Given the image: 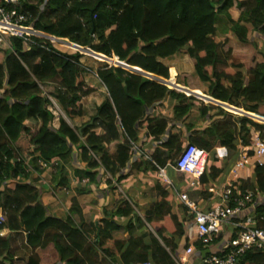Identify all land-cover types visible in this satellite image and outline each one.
Segmentation results:
<instances>
[{"label": "trees", "instance_id": "16d2710c", "mask_svg": "<svg viewBox=\"0 0 264 264\" xmlns=\"http://www.w3.org/2000/svg\"><path fill=\"white\" fill-rule=\"evenodd\" d=\"M23 8L45 39H32L24 49L21 40L10 38L12 53L0 51V213L5 219L0 232L7 234L0 237V264H179L177 251L188 239L182 220L171 216L173 189L155 181L158 200L141 218L136 202L113 183L146 168L157 176L190 145L208 154L198 196L212 198L207 190L227 176L243 148L251 147V134L264 142L263 123L219 105L264 119V62L246 67L236 52L222 54L215 38L222 17L240 44L248 42V27L264 39V0H26ZM47 38L119 64L97 69L106 95L80 128L60 117L52 129L50 108L70 122L81 117L80 102L93 92L84 81L89 70L81 65L80 52L61 53ZM180 56L194 61L192 77L202 86L203 99L212 101L198 102L206 127L185 145L179 128L146 114L169 99L176 103L171 121L183 125L188 119L196 98L159 81L172 72L159 61ZM143 137L158 143L148 161ZM219 149L225 158L215 157ZM134 155L137 160L128 167ZM246 156L252 158V151ZM101 172L109 177L105 184L114 203L99 219L84 223L76 197L83 194V182L97 187ZM47 178L60 192L75 182L76 197H65L64 217L51 215L41 202L39 188ZM244 192L258 197L253 217L255 227L264 230V165L254 166L248 185H232L233 195ZM117 232L123 235L113 236ZM18 239L26 258L19 256ZM220 241L214 234L208 247ZM192 246L200 255L205 251L199 241ZM226 252L225 247L204 258ZM244 256L237 264H264L262 253Z\"/></svg>", "mask_w": 264, "mask_h": 264}, {"label": "crops", "instance_id": "0c3cea01", "mask_svg": "<svg viewBox=\"0 0 264 264\" xmlns=\"http://www.w3.org/2000/svg\"><path fill=\"white\" fill-rule=\"evenodd\" d=\"M57 43H59L61 50L56 48L57 51L65 54H73L68 53L69 50L74 51V46L61 42L60 40H57ZM62 49L66 50V52L62 51ZM233 51H235L233 49ZM76 52V50H75ZM89 54V53H88ZM90 58H84L80 60L81 65L88 69L89 72L84 74V81L87 84L89 88L93 90L92 94H90L88 97L84 98L80 105L82 110V116L77 117L73 119L74 128H80L84 124L90 121V119L95 114V109L100 105L102 102L105 94V89L100 85L99 81L96 78V71L97 69L101 68L103 66V63L106 64V62L102 61L101 59L97 58L96 56L89 54ZM99 61L98 63H93V59ZM163 66L170 67L172 69V72L169 73V78L166 81L159 80L163 85L170 81H176V78L178 76L183 78L184 84L179 83L181 86H184L186 95L194 96L197 95L200 90H202V86L198 84L197 80L192 77L193 72V66L194 61L188 59L185 56L177 57L173 60H160L159 61ZM137 70V69H135ZM138 71V70H137ZM167 86V85H166ZM178 87V88H181ZM168 87V86H167ZM170 89V87H168ZM180 90V89H179ZM182 91H184L182 89ZM196 102L193 104V108L191 110V113L188 117V119L185 121V123L182 125L179 122H173L171 121V115H172V108L176 104L172 100H165L163 103L159 105H155L149 110H146L147 115H152L153 117H156L159 120H162L166 122L169 126L175 125L177 128L180 129L181 132V142L186 143L191 138L193 133H198V131H201L206 127L205 122L202 121L198 117V98L196 96ZM60 113V112H59ZM62 115V114H61ZM63 120L68 124L66 119L62 117ZM76 123V125H75ZM91 124V122H90ZM70 125V124H69ZM58 127H55V129ZM167 136L165 135L162 137L163 141L165 140ZM141 149L146 154V158H144L145 161H148L149 159L147 157L151 156L153 153L156 145L155 142H151L149 139L143 137L140 141ZM244 156V152L242 150L241 155L239 156V161ZM137 160V156L134 155L132 159L130 160V163L128 164V167L130 164L135 163ZM248 163L244 165L241 168H236L235 166L230 170V172L227 174V176L223 179H221L218 184L213 189L207 190L208 193H213L212 198L198 196V190L199 188H189L188 183L190 182V178L185 175H177L178 173L173 172L172 169L167 170L166 168L168 165L165 166L163 170L164 172V178L166 182H164L162 177H159V175L155 176V173L150 171L146 168V171L144 173L140 172L139 170L133 171L131 175L122 182L119 185L114 184V188H117L118 193H120L123 197L124 195H127L129 198L133 199V201L137 204V209L140 212L141 211V218L142 214L144 212V209H147L150 204L155 203L158 200L159 194L157 189L155 188V181L158 180V184L166 183L169 185L173 191L179 194H185L190 201L194 202L197 207V211L199 212H206L218 204L219 195L224 188L225 185H235L237 182H243L246 185L250 182V174L251 171L254 169V160L253 158H249L247 161ZM52 169L48 168L47 171H50ZM160 171V170H159ZM167 171V173H165ZM128 173V172H127ZM126 173V174H127ZM167 174V175H166ZM109 179L107 175H103L102 172L98 175V186H91L86 185L85 182L81 184L83 194L82 196L76 197L74 195V188H75V182H71L69 186V191H66V196H75L78 204L80 205V210L82 212V217L84 220V223L94 222L95 220L99 219L101 217V213L103 208H107L114 203V197L111 195V192L108 191L105 181ZM45 182H42V186H40L41 191H49L50 188ZM43 187L45 189L43 190ZM40 191V190H39ZM57 195L50 191V193H44L41 199V202L48 208V211L51 215L56 216L58 218L64 217V215L67 212V202L63 192H60L59 189H56ZM41 195V193H40ZM64 197V199H63ZM61 198V200H60ZM63 199V201H62ZM263 199V198H262ZM111 205V206H112ZM170 212L171 216L174 221L180 222L182 220L183 227L186 232V237L188 239V246L186 248L178 249L177 251V259L179 261V264H183L182 261L184 252L187 248L191 247L193 248L192 244L197 242V238L195 236L194 231L191 229V221L189 219H192V216L188 214L186 209L180 204L176 196H174V199L170 201ZM247 214H249V211H244L239 218L241 219H231L228 223L224 224L221 227V230L218 232V236L221 238V241L215 246L209 248L204 247L205 251L200 255L198 251H195L194 254L191 256L193 257L191 261H189V264H198L200 262L203 263V259L207 254H216L220 250L226 247L227 242L232 238V235L235 234V230L233 229V225L242 220ZM116 221L119 223H122V220L116 219ZM170 228L172 229V226H168V230L170 231ZM174 230V226H173ZM122 232L113 233V236L120 235ZM7 235V234H6ZM119 237V236H118ZM17 240V238H16ZM16 246H18L16 244ZM189 257V258H191ZM188 258V259H189Z\"/></svg>", "mask_w": 264, "mask_h": 264}, {"label": "built area", "instance_id": "2783aa9c", "mask_svg": "<svg viewBox=\"0 0 264 264\" xmlns=\"http://www.w3.org/2000/svg\"><path fill=\"white\" fill-rule=\"evenodd\" d=\"M25 2L26 0H0V50L2 51L12 53L9 43L10 38L21 40L24 49H28L32 39L44 38L33 29L34 20H32L29 12L23 8ZM47 39L51 43L56 42L51 38ZM164 85H167L170 89H175L172 81ZM251 141V147L242 149L244 156L241 161L237 162L236 168H241L248 163L249 158L246 153L249 150L252 151L254 164L257 166L264 165V142L260 140L256 133L251 134ZM207 157L206 152L186 145L171 169L175 173L185 175L191 179L188 183L189 188H199V180L204 173ZM215 157L218 159L225 158L224 150H216ZM158 175L166 182L163 170H160ZM174 195L188 214L192 216L190 227L194 231L197 241L204 247L211 244L214 234H218L224 224L234 218L241 219L239 218L241 214L246 210L249 211V214L233 225V229L236 231L235 237L227 242V252L221 257L208 256L205 258L204 264H237L249 251L264 254V230L255 227L256 221L253 217L255 209L258 207V197H254L252 193L244 192L233 195L232 185H225L219 195L217 206L206 212L197 211L196 204L190 201L185 194L174 191ZM4 221V216L0 213V225ZM5 234V231H1L0 237H4ZM193 254L194 249L187 248L182 261L186 262V259Z\"/></svg>", "mask_w": 264, "mask_h": 264}, {"label": "rangeland", "instance_id": "374dc122", "mask_svg": "<svg viewBox=\"0 0 264 264\" xmlns=\"http://www.w3.org/2000/svg\"><path fill=\"white\" fill-rule=\"evenodd\" d=\"M238 11L237 12H235L234 14H233V16H232V18L235 20L236 18H237V15H238ZM248 29H249V32H248V34H247V36H248V42H247V44H245V45H242V44H240L238 41H237V39H236V37L233 35V34H231L230 32H228V26H227V23H226V21L224 20V18H220L219 19V22H218V24H217V33H216V36H215V38H216V41L217 42H219L220 43V46H219V49H220V51H221V53L223 54V53H225V51H227L228 49H230V50H232L233 51V49L235 50L234 52H236V54L238 55V59L239 60H243V62L245 63L244 65H246V67H253L255 64H257V63H263L264 62V39L263 38H260L257 34H253L250 30V27H248ZM226 41V42H225ZM51 45L54 47V49H56V48H58V49H60L61 50V48L60 47H58V46H60L57 42H53V43H51ZM4 50V49H3ZM0 51H2V50H0ZM62 51H64V52H66V50H64V49H62ZM68 53H75V50L74 51H72V50H69L68 51ZM80 53L82 54V56L84 57V58H90V55L87 53V52H84V53H82V51H80ZM65 54V53H64ZM92 59H93V57H91ZM113 61V60H112ZM95 62L96 63H98L99 61H97V60H95V59H93V63L95 64ZM106 64H108V65H112L111 63H109V62H106ZM244 74H245V72H244ZM183 80V78L182 77H180V76H178L177 78H176V81L175 82H173L174 83V86H178V87H180L181 85L179 84V83H181V84H184V86H185V83L182 81ZM184 86H181V88H179L180 90H178L180 93L182 92V93H185V88H183ZM173 88H175V87H173ZM176 90H177V88H175ZM182 89L184 90V91H182ZM202 91H204L203 89L202 90H200V92H198V94L196 95H194L193 97H195L196 98V96H197V98H198V102H200V103H203L204 105H205V103H207L208 101L206 100V99H203L204 97L202 96ZM83 100V99H82ZM82 107V106H81ZM50 111H52L53 112V115H54V121H53V123H52V129H55V127L57 126V121H58V119L60 118V117H63L62 115H61V113H59V111H58V109L54 106V109H52V108H50ZM233 113V115L235 114L234 112H232L231 111V114ZM253 120V119H252ZM67 121V120H66ZM68 122V124H70L71 126H74V123H73V120L70 122V121H67ZM253 122H255V123H259L260 124V122H258L257 120H253ZM262 124V123H261ZM75 125H76V123H75ZM185 145V144H184ZM185 147V146H184ZM184 147L182 148V150L184 149ZM181 150V151H182ZM176 159H177V157L176 158H174V160H173V162H175L176 161ZM167 170H170L171 169V164H168V167L166 168ZM48 172H51V170L50 171H48ZM174 172V171H173ZM165 173H167V171H165ZM167 175V174H166ZM177 175H179V174H177ZM156 176V175H155ZM47 185L49 186V188H50V190L49 191H41V188H39V190H40V192H41V194H42V196H43V194L44 193H50V191H53L56 195H57V191H56V189L54 188V186H52L48 181H49V178H47ZM156 181H158V180H156ZM45 189V187H43V190ZM63 195H64V197H67L66 196V192H63ZM64 197H63V199H64ZM63 199H62V201H63ZM60 200H61V198H60ZM117 203H118V201H117ZM123 235V233L122 234H120V235H118V236H122ZM17 243V251H19V256L20 257H23V258H26L27 257V255H29L28 254V251H26L25 249H24V247L23 246H21V242L19 241V239H18V241L16 242ZM193 257H191V258H189V259H186V262H184L183 264H189V261H191V259H192ZM195 264V263H194ZM197 264V263H196ZM198 264H201L200 262H198Z\"/></svg>", "mask_w": 264, "mask_h": 264}, {"label": "water", "instance_id": "95a60500", "mask_svg": "<svg viewBox=\"0 0 264 264\" xmlns=\"http://www.w3.org/2000/svg\"><path fill=\"white\" fill-rule=\"evenodd\" d=\"M74 48H75V50H76L77 52H80V51H82V53L87 52V53H89V54H92V55L96 56L97 58L101 59V60L104 61V62H110V63L116 64V65H119V64H117L116 62H114V61H112V60H108V59L104 58L103 56L93 54V53H91V52H89V51L81 50V49H79V48L76 47V46H74ZM131 71H134V72L140 73V72H138V71L135 70V69H131ZM142 75H144V74H142ZM175 88H177V90H179V88H178L177 86H175ZM207 101H208V102H212L211 100H207ZM219 105L222 106V107H224V108H226V109H229V110L234 111L236 114L246 116V117H248V118L251 119V120H252V119H253V120H257L258 122L264 124V119H260V118L256 117L255 115L247 114V113H244V112H242V111H240V110H234V109H231V108H229V107L223 106V105H221V104H219ZM78 133H79V131H78Z\"/></svg>", "mask_w": 264, "mask_h": 264}, {"label": "clouds", "instance_id": "9594fccd", "mask_svg": "<svg viewBox=\"0 0 264 264\" xmlns=\"http://www.w3.org/2000/svg\"><path fill=\"white\" fill-rule=\"evenodd\" d=\"M36 31V30H35ZM39 33V32H38ZM40 34V33H39ZM41 35V34H40ZM42 36V35H41ZM42 39H45V38H42ZM54 41H56L57 42V40H55V39H53ZM204 247V246H203ZM205 259V258H204Z\"/></svg>", "mask_w": 264, "mask_h": 264}, {"label": "bare ground", "instance_id": "6f19581e", "mask_svg": "<svg viewBox=\"0 0 264 264\" xmlns=\"http://www.w3.org/2000/svg\"><path fill=\"white\" fill-rule=\"evenodd\" d=\"M241 189V188H240ZM245 257V256H244ZM205 259H203V262H204Z\"/></svg>", "mask_w": 264, "mask_h": 264}]
</instances>
